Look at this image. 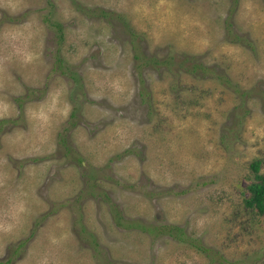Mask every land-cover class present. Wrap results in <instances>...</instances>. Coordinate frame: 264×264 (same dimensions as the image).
Listing matches in <instances>:
<instances>
[{
	"label": "rangeland",
	"instance_id": "1",
	"mask_svg": "<svg viewBox=\"0 0 264 264\" xmlns=\"http://www.w3.org/2000/svg\"><path fill=\"white\" fill-rule=\"evenodd\" d=\"M254 159L264 0H0V264H264Z\"/></svg>",
	"mask_w": 264,
	"mask_h": 264
},
{
	"label": "trees",
	"instance_id": "2",
	"mask_svg": "<svg viewBox=\"0 0 264 264\" xmlns=\"http://www.w3.org/2000/svg\"><path fill=\"white\" fill-rule=\"evenodd\" d=\"M249 183L246 185L247 195L244 196V204L255 211L258 215L264 214V174L260 171V160L254 159L249 163ZM132 224V223H131ZM177 234L175 237L182 239V230L174 227ZM170 233V231H169ZM185 239V238H184ZM200 252H207L209 249L201 245L194 244Z\"/></svg>",
	"mask_w": 264,
	"mask_h": 264
}]
</instances>
